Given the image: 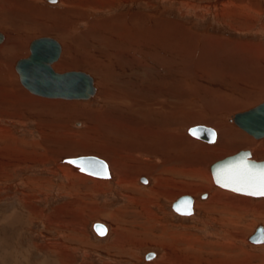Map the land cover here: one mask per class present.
Instances as JSON below:
<instances>
[{
	"label": "rangeland",
	"instance_id": "rangeland-1",
	"mask_svg": "<svg viewBox=\"0 0 264 264\" xmlns=\"http://www.w3.org/2000/svg\"><path fill=\"white\" fill-rule=\"evenodd\" d=\"M173 1L174 0L115 1L114 6H110L108 8L109 10H101L102 12L99 11L96 13L88 11V17H86V20V14H82L84 16L83 18L80 13H76L75 11L73 14V11L67 9L64 5H62V3L61 5L60 3L56 5L54 3L49 4L44 0H39L36 3L26 1L25 4L16 6L15 2H13L14 4L1 2L4 6L3 7L1 5V8L3 9L2 15H9L8 17L11 18V21H7V23H5L3 20H0V33L6 36L7 33H5V28L7 30L10 29L8 33L12 31L17 36L19 35L18 42L21 43L22 48H25V52H20L18 57L17 55H14L13 57L10 56V60L13 59L14 61V67L16 66L17 61L30 57L31 53L29 46L35 39L45 37L53 38L61 43L64 48L66 45L70 46L73 43L71 46L74 56L70 59V62L73 65L70 63V66L68 64V68L66 65L63 69L58 71H61L60 73L85 72L94 78L92 72L96 70V68L101 70H114L115 72L113 71V73L117 74V71L122 70V72H119V75L122 74L121 76H125V79L127 78L130 80H127L126 84L133 85L135 82L137 83L140 81V84L138 83V87L136 85L133 89H130L133 91L137 88L132 93H130L129 88L127 86L126 87L130 96L133 98L135 97L140 101V103H137L136 101L132 102V106L130 107H134L136 109L135 112H140L141 115L135 116L131 109L127 110V107L125 108L127 111H125L121 108V106H117V104L113 105L114 108L112 106L113 109L111 108L112 110L110 114H114L115 117H118L119 115L121 116L118 117L119 119L117 120L122 121L123 127H126V129L123 128V131L127 134L123 133V135L119 136L116 132L114 133L113 131H110L108 133L110 136H115V138L121 137L120 141L123 142H114L115 145L113 144V148L107 147L108 149L106 148L107 150L105 151H103V147H98V145L97 150L99 152H97H103V154L101 153L102 155L88 152L87 147L89 143H87L86 138L80 135V133L86 131L85 121L89 119L86 117L87 109L90 108V110L95 111L102 110V106L97 95L90 100H73L71 102L61 101L66 105H74L72 108H66L62 105H53L49 107L50 105L46 106L40 104V106L36 104V106H32V109L29 110V126L26 129L19 128V126L15 123H0L4 129L8 128L7 130H9V134L13 138L19 141L17 143L18 149L15 150L14 153L12 151L9 153L10 151L8 150V154L5 155L6 157L8 156V161L11 163L9 167H6V171L3 168H0V174L2 173L0 175V264H59L60 261L56 256H48V251L45 247L49 246V244L53 246L55 244V247L57 245V248L62 247L61 249L63 250L65 247V251H67L65 255H63L62 259L66 262L68 260L72 262V264H186V257H188V255L182 253L179 254L177 250H179L180 247H184L186 250L189 244H193L192 246L198 247L199 242H218L219 238L225 234L223 231H227V229L224 230L222 227L220 228L219 225H215L214 227L208 225V222L214 224L211 218L208 215H205L203 211H200L194 205L209 203L211 204L209 205L212 210H214V213L218 210H224L228 216V212H232V218L236 221V223L240 224V226L232 227V231H230L232 237L234 236L232 241L235 245L240 248H244L250 255L264 257V243L252 244L249 242V238L254 234L256 228L260 224L264 225V222L258 221L254 227L249 228L250 223H252L255 219L253 216L254 211L264 212V206H261V204L264 203V197L255 198L242 195L245 198L248 197L247 200L251 205L248 206L246 203L244 204V202H241V200L243 201L242 197L236 193L227 191L231 193L229 194L230 197L228 196V193H225V195L222 194V196L220 193L221 191H218L210 186L212 184L210 183L212 179L210 175V167L216 162L237 154L239 151L250 150L252 156L254 157L252 158L253 160L264 161V147L262 148L259 144L264 142V138L260 140L253 138L234 122L236 114L246 112L264 102V52L260 53L259 50L261 45L264 46V0H234L235 4L239 6L237 8L238 10L236 7H232L233 11L236 12L234 14L235 16L231 17L228 15L226 16L227 18H224L222 14L217 17L218 15L216 14H219L222 10H224L225 6H221L222 4L229 5L231 0ZM187 2H189V6L192 7L187 8V6H184ZM193 3L195 5H193ZM243 6H246V8ZM251 6L255 8V12L253 11L254 13L249 11ZM256 12H259L260 14H256ZM248 14L250 15L248 16ZM117 18H119L118 21ZM127 21H129V24ZM115 26L120 29L117 31V28L114 29ZM121 27L125 28L121 29ZM156 28L160 29L157 31ZM122 30L125 31V34ZM145 30L147 33H145ZM159 30L161 33H159ZM138 32L140 35H137ZM104 33L110 37L114 35L128 36L130 34L135 35L136 37L138 36L137 39H140L138 46H141L139 48L136 47L132 49L129 43V45H127V43L124 45L121 41V43L117 41L111 43L109 42L111 41L110 38H106L105 35H101ZM151 39L154 40V42ZM155 39L159 42H156ZM147 40L150 42H146ZM106 41L111 44L109 45ZM145 42L147 47L144 45ZM156 43L159 48L155 45ZM168 43L171 45V48L169 45L167 46ZM3 44L4 43H2V45ZM185 45L187 47H185ZM113 46L115 47L113 48ZM127 49L130 50L131 53ZM136 49H138L139 52ZM144 51H146V53ZM184 51L186 53H184ZM192 51L197 53L195 54ZM154 53L158 54V58ZM122 54H124V56ZM145 54L146 59L144 58ZM169 57L171 58L169 59ZM96 60L98 61L97 63ZM131 60L134 62H131ZM135 60L139 61L136 63ZM145 61L147 62L146 64L143 63ZM128 62L130 65L127 64ZM107 63H109V65L108 67H105L107 66ZM97 64H100L101 66H98ZM167 65L168 67H166ZM165 67L167 69H165ZM122 68H127L126 72H124V69ZM133 72L135 74H133ZM180 72H183V75L180 74ZM127 73L130 74L128 75ZM137 73L140 76H138L139 78L136 75ZM192 74L195 77L192 76ZM198 74H200L199 78L197 76ZM17 75L19 79L18 83L15 84L16 89L24 93L25 87L22 85L20 80L21 78L18 73ZM117 78H119V76H117ZM125 79L123 80L125 81ZM144 79H146V81ZM165 79L167 80V86L163 83L166 81ZM94 81L97 89L98 87L95 78ZM6 82H8V80ZM110 83V88L115 91L113 93V95H115L114 97H120L117 95L123 91V87L121 86L117 88L115 83L113 84L112 81ZM6 84L7 83H5V81L0 80V89H4L3 86ZM151 87L153 89H151ZM155 87H158V89ZM138 88H140V91ZM161 90H163L167 96L165 97L167 98V102H171L172 104V109L169 108V110H165L163 112L165 114V112L168 111L167 113H170V116H168L167 113L165 115H163V113H154V116L149 114L151 113L149 110H152L153 108L149 107L152 101L156 100L153 101V103H158L161 99H163L164 96H160L161 94H158ZM173 100H176L175 103ZM28 102L29 100L27 103ZM145 104L150 109L146 110V108L143 107ZM10 109L11 108H9V110ZM35 116H38V118L41 117L44 120L43 122H45L44 124L49 123L59 126V129L55 131L49 129V131L53 134L45 136L49 139V142L47 141L45 144H43L42 135L39 134L40 132L36 124L37 122L34 119ZM160 118L167 120L166 124L170 126V128L165 131H170L171 134H176V137L184 135L188 138L187 147H189V151H187L186 155H181L182 157H179L176 149L172 148L173 150H167L176 154L175 158L184 159L185 157L184 163L186 166L189 165L190 174L188 173V176L185 178H175V176H172L174 177L173 180L175 183L178 184L175 189H173L171 185L168 188L169 192H173V198L169 203L162 198L157 201L156 206L154 205L153 207H150L154 214L161 218V223L164 225L166 224L165 226L169 230L166 229L167 231L165 232V230H163L164 227L160 224H155L154 228H150L151 230L145 229L147 225L144 220H138L137 223H139L140 226L138 225L139 227L137 229L132 225L122 226L123 230L125 228L129 229L132 235L130 234L127 238L123 236V241H125L124 246L112 248L114 235L111 225L108 220L103 218V214L98 213L97 211L103 209L101 210L103 213H110L112 210L117 209L118 206L120 207L125 204V200L117 198V191L113 186L115 180L117 179V176H115L116 172L114 166L112 165L113 175L111 180H113L111 182H106L95 180L87 176L84 177L82 174L75 173L72 171L75 167L63 164L62 161L65 158L89 156L93 154V156H98L103 160L110 162L109 156L112 157L114 152L116 151V153H118L117 150L120 149L123 154L117 156L114 155V158L117 161L123 160L122 163H127V160V164L132 165V167L130 166L131 168H128V171L131 174L144 170V167H147L146 169H148L146 164L149 162L146 163L145 159L142 160L143 162L141 160L138 162L132 157H126L127 151L131 147L129 144L131 142L133 144L137 143V135L132 137L133 135H130V133L128 134V132L132 130V132H134V130L138 129L140 127L138 124L143 126L142 129L153 126V129L159 130L161 128L158 127V121H162L159 120ZM145 119L151 121L148 122ZM134 122H136L139 127L135 125ZM173 123H177L175 125L177 127L173 126ZM219 123L220 125L222 124L223 128H225L229 134H225L222 141L219 140L221 133L216 127V124ZM44 124L43 127L45 126ZM197 125H205L215 129L218 134L216 143L210 144L202 139L191 136L188 130ZM171 134H169V138L173 136V134ZM193 140L194 142L192 143ZM155 141L156 144L158 142L159 145L160 143L165 144V142H159V140ZM220 142H223L222 144L224 145L221 144V148L218 150L208 151L207 149L205 151V149H201L203 147H216ZM34 143L36 144L35 147L37 149L36 155H38L36 157L33 152L35 147L33 148L31 146V144ZM39 143L42 144L44 149L38 145ZM124 143L126 144L125 146ZM142 143L144 145H142ZM138 144L141 145V147L138 148L141 151L151 150L152 152H157L159 150V153L167 152L163 149L164 147H162V145H160L161 147L157 146L151 141H138ZM15 147L16 146L12 144V148ZM39 147L41 150L38 151ZM124 148L126 149L124 150ZM20 152L23 153L22 155L24 158L18 157ZM257 152L259 153V156L256 158L255 154ZM198 153H200V155ZM9 154H11V156ZM120 156H122L121 158L123 159H121ZM143 156L145 157L146 155ZM19 159L22 160L20 161ZM17 161H19L20 164H13L17 163ZM134 161L137 163L136 166H134ZM194 167H200V170L198 168L195 169ZM60 169H64L62 174ZM149 172H151V170ZM3 174L7 177L3 178ZM198 174H200V176ZM66 175L70 177H80L81 175L84 179H91L96 182L107 184L111 183L110 185L112 187V191L108 195L96 194L93 190H91L92 184L87 183L83 185V183L86 182L81 183L78 182L79 180L75 179L68 180ZM143 177L148 180L145 174H143L142 178ZM209 177L211 178L207 179ZM179 181H182V183H178ZM139 184L144 185L141 181ZM152 184L153 182L151 185ZM70 188L72 190H70ZM78 188L83 189V193L79 192V190H76V193L75 189ZM219 188L220 187H218V189ZM71 192L74 194H71ZM175 192L179 195L176 196ZM204 193H207L208 195L206 199H202V195ZM186 194L194 197L193 205L196 209L194 208V214L191 216L177 214L172 209L173 203L178 200V198ZM72 195H74V198ZM227 196L230 202L228 201V198H226ZM93 203L96 204L97 207H95ZM91 209L96 211L93 212ZM238 210H240V213ZM236 212L240 215L239 218L236 214L234 215ZM223 216H226V214H223ZM117 220H119V222H117ZM121 220L120 216L119 219L116 217L113 218L114 227H118L119 225L121 226ZM128 221L130 222L131 219L128 218ZM95 222L105 223L110 230L109 234L105 237L97 236L92 229ZM48 226L49 230L47 231L46 227ZM73 231H79L82 234L80 233L81 235L77 237L75 234L73 235ZM163 232L165 233L163 234ZM65 234L67 235L65 236ZM170 234H174L175 236L174 241H172L173 246L171 247L169 246L165 248L161 244L156 245L152 241L155 239V236L161 238L162 236L160 235H164V237L166 236L169 240ZM70 235H73L71 236L73 237L72 239ZM236 235L240 236V239L237 238ZM229 239L231 238H228V240ZM154 241H156V239ZM220 241L222 242L223 240ZM65 244L68 247H66ZM175 246H177V248ZM37 247L39 249H43L39 252L36 249ZM166 250L173 252L171 253V257L166 256ZM151 251L157 253L156 257L151 258V260H146V254ZM49 254L52 255V253ZM233 256H237L235 252L233 253ZM240 258L243 257L240 256ZM49 260L50 262L46 263ZM238 260L241 261V259ZM160 261L163 262L161 263ZM253 263L261 264V260L254 259Z\"/></svg>",
	"mask_w": 264,
	"mask_h": 264
},
{
	"label": "bare ground",
	"instance_id": "bare-ground-1",
	"mask_svg": "<svg viewBox=\"0 0 264 264\" xmlns=\"http://www.w3.org/2000/svg\"><path fill=\"white\" fill-rule=\"evenodd\" d=\"M26 1L27 2H31V3H36V2H38L39 0H1L0 1V14H1V17H0V20L2 21H4L5 23H7V21H11V18L10 17H8L9 15H7V14H3L2 15V13H3V9L1 8V2H8V4L9 3H13V2H15L16 3V6H18V5H23V4H25L26 3ZM45 2H48L49 4L50 3H54V4H59L60 3V5H61V3H62V5H64L67 9H69V10H72L73 12V14H74V11L76 12V13H80L81 15L84 13V14H86V16H85V20L87 19L86 17H88V15H87V13H88V11H91V12H94V13H96V12H99V11H101V10H107L110 6H114V3H115V1H124V0H56V1H51V0H44ZM127 1V0H126ZM175 1V0H174ZM173 1V2H174ZM177 1H180V0H177ZM20 3V4H19ZM14 4V3H13ZM193 5H195L194 3H193ZM3 6V5H2ZM34 6V5H33ZM184 6H187V8H190V7H192V6H189V2H187V3H185L184 4ZM221 6H225L224 7V10H222L219 14H216V15H218L217 17H219L221 14L223 15V17L225 18L226 16H231V17H234L235 15V13L236 12H234L233 11V9H232V7H236V9L239 7V6H237L236 4H235V1L234 0H231L230 2H229V5H226V4H222ZM242 6V5H241ZM4 7V6H3ZM194 7V6H193ZM244 8H246V6H243ZM242 7V8H243ZM249 8V7H248ZM247 8V9H248ZM109 10V9H108ZM196 10V9H195ZM238 10V9H237ZM243 10V9H242ZM246 10V9H245ZM255 10V8H253V6H251L250 8H249V11H251V12H253ZM12 11V10H11ZM248 11V12H249ZM5 12V11H4ZM102 12V11H101ZM106 12V11H105ZM241 12V11H240ZM245 12H247V11H245ZM255 12V11H254ZM253 12V13H254ZM237 13H239V12H237ZM243 13V12H242ZM256 14H260L259 12H256ZM240 15V14H239ZM250 14H248V16H249ZM253 16V15H252ZM8 17V18H7ZM84 16L82 15V18H83ZM137 17V16H136ZM3 18V19H2ZM4 18H6V19H4ZM227 18V17H226ZM241 18V17H240ZM118 19L119 18H117V21H118ZM130 19H131V17H130ZM238 19V18H237ZM79 20V19H78ZM148 20V19H147ZM116 21V22H117ZM133 21H134V19H133ZM115 22V21H114ZM128 22V24H129V21H127ZM239 22V21H238ZM127 24V25H128ZM118 25V24H117ZM161 25H163V24H161ZM65 26V25H64ZM130 26V25H129ZM132 26V25H131ZM120 27V26H119ZM96 28V27H95ZM117 28V31H118V29H120V28H118V27H116L115 26V28L114 29H116ZM125 27H121V29H124ZM130 28V27H129ZM166 28H169V27H166ZM264 28V27H263ZM64 29V28H63ZM157 29V31H158V29H160V28H156ZM7 29L5 28V33H7L6 34V36L4 35V34H2L3 36H4V39H3V41L2 42H0V80H2V81H5V83H7L6 85H4L3 87H4V89L2 88V89H0V123L1 122H10V123H15L17 126H19V128H27L29 125V123H28V118H29V110L30 109H32V106L34 107V106H36V104H38V105H40V104H43V105H46V106H49V107H51V106H53V105H56V106H60V105H62V106H65L66 108H72L74 105H66V104H64V103H62L61 101H66V102H71V101H73V100H68V99H62V98H51V97H45V96H41V95H37V94H35V93H33V92H31L29 89H27L24 85H23V83H22V85L25 87V92L23 93V92H21L20 90H18V89H16V83H18V75H17V73H18V71H17V69H16V66L14 67L13 66V59L12 60H10V56H14V55H17V57L19 56V53L21 52V53H23V52H25V48H22L21 47V43L20 42H18V36L14 33V32H12V31H10L9 33H8V31L10 30V29H8L7 31H6ZM176 30V29H175ZM123 32H124V34H125V31L124 30H122ZM133 31V30H132ZM139 31H140V29H139ZM171 31V30H170ZM4 32V31H3ZM12 32V33H11ZM127 32V31H126ZM122 33V32H121ZM145 33H147L146 32V30H145ZM159 33H161L160 32V30H159ZM114 34H115V31H114ZM113 34V35H114ZM130 34V33H129ZM133 34V33H132ZM100 35V34H99ZM101 35H105V37L106 38H110V40L111 41H109V42H115V41H117V42H119V43H121V42H123L124 43V45H125V43H127V45H131V48L133 49V48H139L140 46H138V43L140 42V39L138 38L137 39V37L135 36V35H128V36H124V35H114V36H107L105 33L104 34H101ZM110 35V34H109ZM112 35V34H111ZM137 35H140L139 34V32L137 33ZM154 35V34H153ZM146 36H147V34H146ZM155 36H159V35H155ZM160 36H161V34H160ZM173 36H174V34H173ZM105 37H104V39H105ZM149 37V36H148ZM151 37V36H150ZM45 38H48V37H45ZM161 38V37H160ZM169 38H171V37H169ZM89 39V38H88ZM103 39V40H104ZM154 39V38H153ZM165 39V38H164ZM167 39V38H166ZM174 39V38H173ZM181 39V38H180ZM108 40V39H107ZM142 40V39H141ZM146 40V39H145ZM152 40V39H151ZM156 40V39H155ZM161 40V39H160ZM121 41V42H120ZM149 40H147L146 42H148ZM153 42H154V40H152ZM151 41V42H152ZM158 40H156V42H157ZM166 41V40H165ZM98 42V41H97ZM106 42H108V41H106ZM108 42V43H109ZM146 42H145V46L147 45L146 44ZM150 42V41H149ZM159 42V41H158ZM161 42V41H160ZM169 42V41H168ZM2 43H4L3 45H2ZM111 43H109V45L111 44ZM129 43V44H128ZM170 43V42H169ZM169 43L167 44V46L169 45ZM73 44V43H72ZM71 44V45H72ZM161 44V43H160ZM173 44V43H172ZM189 44V43H188ZM2 45V46H1ZM31 45V44H30ZM60 45H61V54H60V56H59V58H58V60L56 61V62H54L53 64H52V68L54 69V71L55 72H57V73H59V74H63V73H60L61 71H58V70H61V69H63V67H65L66 65H67V68H68V64H69V66H70V59L71 58H73V56H74V53H73V51H72V46L70 45H66V47L64 48V46L60 43ZM97 45V44H96ZM123 45V44H122ZM149 45V44H148ZM154 45V44H153ZM155 45H157V43L155 44ZM191 45V44H190ZM74 46V45H73ZM193 46V45H192ZM192 46H191V48H192ZM250 46H252V45H250ZM249 46V47H250ZM115 46H113V48H114ZM119 47H120V45H119ZM118 47V48H119ZM126 47V46H125ZM143 47V46H142ZM147 47V46H146ZM157 47H158V45H157ZM169 47L171 48V45H169ZM168 47V48H169ZM185 47H187L186 45H185ZM150 48H151V46H150ZM159 48V47H158ZM188 48H189V46H188ZM246 48H248V47H246ZM252 48V47H251ZM260 48V47H259ZM92 49V48H91ZM116 49V48H115ZM121 49V48H120ZM129 49V48H128ZM127 49V50H128ZM184 49V48H183ZM187 49V48H186ZM185 49V50H186ZM29 50H30V46H29ZM77 50V49H76ZM119 50V49H118ZM122 50H123V48H122ZM138 52H139V50L138 49H136ZM165 50H166V48H165ZM164 50V51H165ZM260 50V53H263L264 52V46H262L261 45V48L259 49ZM129 52H130V50H128ZM127 51V52H128ZM188 51V50H187ZM112 52V51H111ZM117 52V51H116ZM127 52H125V53H127ZM134 52H136V51H134ZM142 52V51H141ZM145 53H146V51H144ZM148 52H150V51H148ZM152 52V51H151ZM153 52H155V51H153ZM166 52V51H165ZM178 52V51H177ZM193 52V51H192ZM30 53H31V50H30ZM108 53V52H107ZM118 53V52H117ZM122 53H124V52H122ZM131 53V52H130ZM156 53V52H155ZM154 53V54H155ZM158 53V52H157ZM172 53V52H171ZM184 53H186L185 51H184ZM193 53H197V52H193ZM205 53V52H204ZM244 53H246V52H244ZM93 54H95V53H93ZM142 54V53H141ZM166 54V53H165ZM177 54V53H176ZM189 54V53H188ZM187 54V55H188ZM96 55V54H95ZM118 55H119V53H118ZM123 56H124V54H122ZM127 55V54H126ZM133 55H136V54H133ZM143 55V54H142ZM155 55H157V58H158V54H155ZM167 55V54H166ZM168 55H170V54H168ZM260 55H262V54H260ZM110 56V55H109ZM120 56V55H119ZM138 56V55H137ZM140 56V55H139ZM111 57V56H110ZM115 57V56H114ZM129 57V56H128ZM131 57V56H130ZM134 57V56H133ZM153 57V56H152ZM29 58V57H28ZM89 59H91L90 57H88ZM92 58H93V56H92ZM117 58V57H116ZM124 58V57H123ZM135 58V57H134ZM140 58V57H139ZM138 58V59H139ZM144 58L146 59V54H145V56H144ZM168 58V57H167ZM171 57H169V59H170ZM179 58H181V57H179ZM183 58V57H182ZM27 59V58H26ZM125 59V58H124ZM136 59V58H135ZM143 59V58H142ZM159 59H161V58H159ZM177 59V58H176ZM175 59V60H176ZM21 60H24V59H21ZM21 60H19V61H21ZM104 60V59H103ZM120 60V59H119ZM140 60V59H139ZM138 60V61H139ZM149 60V59H148ZM148 60H147V62H148ZM156 60V59H155ZM158 60V59H157ZM168 60V59H167ZM187 60V59H186ZM190 60V59H189ZM19 61H17L16 62V65H17V63L19 62ZM73 61V60H72ZM122 61V60H121ZM124 61H126V60H124ZM136 61V60H135ZM138 61H136V63L138 62ZM141 61V60H140ZM153 61V60H152ZM152 61H150V62H152ZM163 61V60H162ZM165 61V60H164ZM170 61V60H169ZM181 61H183V60H181ZM82 62V61H81ZM94 62V61H93ZM98 61L96 60V63H97ZM131 62H134L133 60H131ZM146 61L145 62H143V63H147ZM166 62V61H165ZM80 63V62H79ZM100 63V62H99ZM116 63V62H115ZM142 63V62H141ZM142 63V64H143ZM168 63V62H167ZM185 63V62H184ZM72 64V63H71ZM87 64V63H86ZM103 64V63H102ZM117 64V63H116ZM127 64H129V62L127 63ZM140 64V63H139ZM73 65V64H72ZM98 65V64H97ZM100 65V64H99ZM98 65V66H99ZM108 65H109V63H107V66H105V67H108ZM121 65V64H120ZM123 65V64H122ZM130 65V64H129ZM136 65V64H135ZM75 66H76V64H75ZM74 66V67H75ZM88 66V65H87ZM101 66V65H100ZM137 66V65H136ZM135 66V67H136ZM184 66H185V64H184ZM104 67V68H105ZM131 67V66H130ZM144 67H146V66H144ZM166 67H168V65L166 66ZM165 67V69H167ZM66 68V69H67ZM70 68V67H69ZM113 68V67H112ZM115 68V67H114ZM137 68V67H136ZM139 68V67H138ZM178 68V67H177ZM176 68V69H177ZM94 69V68H93ZM102 69H103V67H102ZM118 69V68H117ZM122 69H124V68H122ZM127 69V68H126ZM126 69H124V72H126ZM164 69V68H163ZM57 70V71H56ZM91 70H92V68H91ZM136 70V69H135ZM262 70V69H261ZM17 71V72H16ZM90 71V70H89ZM93 71V70H92ZM111 71V72H110ZM114 71V70H113ZM113 71L112 70H107V69H103V70H101V69H98V68H96V70H94L92 73H93V75H94V78H95V80H96V84H97V89H96V94L95 95H97L98 97H99V101H100V103H101V106H102V110H97V111H95V110H90V108L89 109H87V116L86 117H88L89 119H87L86 121H85V123H86V131L85 132H83V133H80V135L82 136V137H84V138H86L87 139V143H89L88 144V147H87V149H88V152H90V153H97V154H103V152H100V153H98L99 151L97 150V146L98 147H103L102 149H103V151H105V150H107L108 148L107 147H112L113 148V144H114V142H123V141H120V139H121V137H116L115 138V136H110L108 133L110 132V131H113L114 133L116 132L119 136L120 135H123V133H124V129L123 128H125L126 129V127H123V124H122V121L120 120H117V119H119L118 117H121L120 115L118 116V117H115L114 116V114H110V112H111V110L114 108V106L113 105H116L117 104V106H121V108H123L124 110H125V108L127 107V110L128 109H131V111H132V113H134V115L135 116H137V115H141V113L140 112H135V108L134 107H130V106H132L131 105V103L132 102H134V101H136L137 103H140V101L139 100H137L135 97L133 98V97H131L130 96V93H132L135 89H137V88H135L133 91L132 90H130V89H133L136 85H137V87L139 86L138 85V83L140 82V81H138L137 83L135 82V84H133V85H128V84H126V82H127V80H129V79H125V76H121V75H119V72H122V70H120V71H117L118 72V74L117 73H113ZM138 71V70H137ZM140 71V70H139ZM157 71V70H156ZM178 71V70H177ZM176 71V72H177ZM215 71V70H214ZM91 72V71H90ZM115 72V71H114ZM123 72V73H124ZM128 72V71H127ZM129 72H130V70H129ZM195 72V71H194ZM200 72V71H199ZM139 73V72H138ZM136 74L137 75V77L139 76V74ZM208 73V72H207ZM19 74V73H18ZM128 74V73H127ZM130 74V73H129ZM128 74V75H129ZM133 74H135L134 72H133ZM180 74H182L183 75V72H180ZM179 74V75H180ZM202 74V73H201ZM136 75H133V76H136ZM199 75L200 74H198L197 76H198V78H199ZM242 75V74H241ZM248 75V74H247ZM20 76V75H19ZM117 76H119V78H117ZM143 76V75H142ZM150 76V75H149ZM192 76H194L193 74H192ZM132 77V76H131ZM140 77V76H139ZM138 77V78H139ZM151 77V76H150ZM164 77H166V76H164ZM181 77V76H180ZM195 77V76H194ZM93 78V79H94ZM117 78V79H116ZM141 78H143V77H141ZM182 78H184V77H182ZM205 78V77H204ZM123 79H125V81L123 80ZM156 79V78H155ZM167 79V78H166ZM165 79V80H166ZM201 79H203V78H201ZM207 79V78H206ZM205 79V80H206ZM8 80V82H6ZM21 80V79H20ZM141 80V79H140ZM145 81H146V79H144ZM161 80V79H160ZM169 80V79H168ZM197 80V79H196ZM16 81V82H15ZM113 82V84L115 83L116 85H117V88H119V87H123V91H118V92H120L119 93V95H117V96H120V97H114L115 95H113V93L115 92L112 88H110L111 86H109V84H111L110 82ZM130 81V80H129ZM134 81H136V80H134ZM149 81H151V80H149ZM22 82V81H21ZM131 82H132V79H131ZM152 82V81H151ZM166 82H167V80L165 81V82H163L164 83V85L165 86H167L166 85ZM184 82V81H183ZM199 82V81H198ZM143 83V82H142ZM147 83H148V80H147ZM196 83V82H195ZM123 84V85H122ZM140 84V83H139ZM155 84V83H154ZM179 84V83H178ZM182 84V83H181ZM206 84V83H205ZM145 85V84H144ZM172 85V84H171ZM15 86V87H14ZM18 86V85H17ZM94 86H95V88H96V85H95V81H94ZM129 88V90H130V93H128V89H127V87ZM150 86H151V84H150ZM149 86V87H150ZM153 86V85H152ZM158 86V85H157ZM159 87V86H158ZM158 87H155V88H157L158 89ZM176 87H177V85H176ZM181 87V86H180ZM198 88H201V87H198ZM139 89V91H140V88H138ZM151 89H153L152 87H151ZM178 89H180V88H178ZM177 89V90H178ZM185 89V88H184ZM98 90V91H97ZM148 90V89H147ZM167 90H170V89H167ZM174 90H175V87H174ZM142 91V90H141ZM156 91V90H155ZM158 91V90H157ZM173 91V90H172ZM179 91V90H178ZM117 92V93H118ZM143 92V91H142ZM151 92V91H150ZM179 93V92H178ZM182 93V92H181ZM156 94V93H155ZM158 94H161L160 96H164L163 97V99H161L158 103L157 102H155V103H153V101H156V100H151L152 101V103L149 105V107H153L152 108V110L145 104V105H143V107H145L146 108V110H148V109H150L149 111L151 112V113H149V114H151V115H153L154 116V113H163L165 110H169V108L170 109H172L171 108V102H167V98H165V97H167L166 95H165V93H164V91L163 90H161ZM172 94V93H171ZM175 95V94H174ZM177 95V94H176ZM133 96H136V95H133ZM158 96V95H157ZM160 96H158V97H160ZM181 96V95H180ZM173 97H175V96H173ZM176 98V97H175ZM183 98V97H182ZM181 98V99H182ZM185 98V97H184ZM187 98V97H186ZM154 99V98H153ZM158 99V98H157ZM174 99V98H173ZM29 100V102L27 103V101ZM74 100H78V99H74ZM79 101V100H78ZM127 101V102H126ZM174 101V103H175V101L176 100H173ZM179 102V101H178ZM145 103V102H144ZM157 103V104H156ZM173 103V104H174ZM179 104V103H178ZM142 105V104H141ZM41 106V105H40ZM56 106H54V107H56ZM61 106V107H62ZM112 106H113V108H112ZM176 106H178V105H176ZM154 107H156V108H154ZM173 107H175V106H173ZM9 108H11L10 110H9ZM101 108V107H100ZM112 108V109H111ZM119 108V107H118ZM121 108H119V109H121ZM75 109V108H74ZM116 109V108H115ZM118 109V110H119ZM122 109V110H123ZM174 109V108H173ZM123 110V111H124ZM127 110H125V111H127ZM177 110V109H176ZM116 111V110H115ZM122 112V111H121ZM147 112V111H146ZM168 112V111H167ZM167 112H165V114L167 113ZM171 112H174V111H171ZM113 113V112H112ZM140 113V114H139ZM164 113H163V115H165ZM168 114V113H167ZM170 114V113H169ZM168 114V116H170ZM213 114V113H212ZM32 115V114H31ZM90 115V116H89ZM113 115V116H112ZM146 115H147V113H146ZM177 115H178V113H177ZM33 116V115H32ZM144 116V115H143ZM165 117V116H164ZM216 117V116H215ZM41 118V117H40ZM38 118V116H35L34 117V119H35V121L37 122L36 124H37V127H38V130H39V134H41L42 135V140H43V144H45V142H47L49 139L48 138H46L45 136H47L48 134H53V133H51V131H49V129H52L53 131H55V130H57V129H59L58 127L59 126H57V125H52V124H44L45 122H43L44 120L41 118ZM123 119V118H122ZM147 119V118H146ZM145 119V120H146ZM85 120V119H84ZM159 120H162V121H158L159 122V124H158V127H160L161 129H159V130H156V129H153L152 127H150V128H145V129H142L143 128V126L141 125V124H136V122H134L135 123V125H137L139 128L138 129H136V130H134V132H132V131H130V132H128V134L130 133V135L132 134L133 136L132 137H134V135H137V140H136V142L137 143H130L129 145L131 146L129 149H128V151H127V156L126 157H132L135 161H142L143 159H145L146 160V163L147 162H149V163H147L146 165L148 166V169H149V171L151 170V172H149L148 171V169H146L145 167H144V170H140L139 172H137V173H135V174H131L128 170V168L131 166L132 167V165H128L127 163H128V161L126 160V162L127 163H122V161L123 160H121V161H117L115 158H114V155H121V154H123L121 151H120V149L119 150H117V152L118 153H116V151L114 152V154L112 155V157H110L109 156V161L111 162H108V161H106L107 163H108V165H109V168H110V172H111V177H112V175H113V171H112V165L114 166V168H115V172H116V175L115 176H117V179L115 180V182H114V184H113V186L116 188L115 190L117 191L116 192V196H117V198L119 199V198H121V200H125V204H123V206H118V208L117 209H114V210H112V212H110V213H108V212H105V213H103V211H101V210H103V209H101L100 211H97L98 213H101V214H103L102 216H103V218L104 219H106V220H108L109 221V223H110V225H111V228H112V230H113V235H114V240H113V242H112V248L113 247H121V246H124V243H125V241H123V236L124 237H128V236H130V230L129 229H124L123 230V228H122V226H128V225H132V226H134V227H136V229L140 226L139 225V223H137L138 222V220L140 221V220H144V222H145V224L147 225V227L145 228V229H149V230H151L150 228H154V226H155V224L157 225V224H160L162 227H164L163 228V230H165V232L167 231V230H169L168 228H166V224L164 225V224H162L161 223V218H159L158 216H156L155 214H154V212L151 210V208L150 207H153L154 205L156 206V204H157V201H159L160 199H162V198H164L165 199V201L166 202H170V200L173 198V196H174V194H173V192H169V190H168V188H169V186L171 185V187L173 188V189H175V188H177V183H175V181L173 180L174 179V177H172V176H175V178H181V177H187L188 176V173H189V165L188 166H186V164L184 163V159H185V157H184V159H179V158H175V155L176 154H173V153H171V152H169L168 150H173L172 148H174V149H176V151H177V153L179 154L178 156L180 157L181 155H186V153H187V151H189V147H187V143H188V138L187 137H185L184 135H182V136H178V137H176V134H174V133H172L173 134V136H171L170 138H169V134H171V132L169 131V132H167V131H165V130H168L169 128H170V126L168 125V124H166V122H167V120H165V119H159ZM146 121H148V122H150L151 120H146ZM157 122V123H158ZM139 123V122H138ZM178 123V122H177ZM176 123V124H177ZM43 124L45 125L44 127H43ZM121 124V125H120ZM152 124V123H151ZM171 124V123H170ZM175 123H173V126H175L176 125ZM236 124V123H235ZM15 125V126H16ZM182 125V124H181ZM217 126V128L219 129V132L221 133V137L219 138V140H221L222 141V139H224V135L225 134H228L227 133V131H226V129L225 128H223V126H222V124L220 125V123L219 124H216ZM237 125V124H236ZM57 126V127H56ZM178 126H180V125H178ZM175 127H177V126H175ZM188 127V126H187ZM6 128V127H5ZM166 128V129H165ZM184 128V127H183ZM227 128V127H226ZM8 128H6V129H4L1 125H0V168H3L4 170L6 169V167H9V165L11 164L10 163V161H8V156L6 157L5 155L6 154H8V150L10 151L9 153H11V151L14 153L15 152V150H17L18 149V140L17 139H15V138H13L10 134H9V130H7ZM147 129H149V130H147ZM182 129V128H181ZM185 129V128H184ZM128 131V130H127ZM231 131V130H230ZM126 133V132H125ZM124 133V134H125ZM177 133V132H176ZM236 133H237V131H236ZM127 134V133H126ZM171 134V135H172ZM234 134V133H233ZM79 135V136H80ZM116 135V134H115ZM220 135V134H219ZM229 135V134H228ZM235 135V134H234ZM250 135V134H249ZM231 136V135H230ZM229 136V137H230ZM251 136V135H250ZM253 137V136H252ZM254 138V137H253ZM264 138V137H263ZM263 138H260V139H263ZM114 139H116V140H114ZM163 139V140H162ZM255 139H257V138H255ZM260 139H258V140H260ZM133 140V139H132ZM155 140H159V142H165V144L164 143H160V145H162V147H164L163 149H165L167 152H163V153H159L158 151V153L157 152H152L151 150H148L147 148V150L148 151H141V150H139L138 148L139 147H141V145L140 144H138V141H140V142H142V141H148V142H153V143H155L156 144V141ZM170 140V141H169ZM40 141V140H39ZM169 141V142H168ZM6 142V143H5ZM41 142V141H40ZM49 142V141H48ZM85 142H86V140H85ZM194 142V140L192 141V143ZM197 142V141H196ZM224 142V141H223ZM223 142H220L219 143V145L217 144V146L216 147H203V148H201L202 150H204L205 149V151L208 149V151L210 150V151H212V150H218L219 148H221V144L223 143ZM42 143V142H41ZM127 143V142H126ZM12 144H14L16 147L15 148H12ZM47 144V143H46ZM72 144V143H71ZM133 144V145H132ZM195 144V143H194ZM197 144H198V142H197ZM202 144V143H201ZM261 146H262V148L264 147V142H261V143H259ZM39 146H41V148H43L44 149V147L42 146V144H38ZM115 145V144H114ZM123 145V144H122ZM126 144L124 143V146H125ZM142 145H144L143 143H142ZM154 145V144H153ZM157 146H160L159 144H158V142H157V144H156ZM192 145V144H191ZM199 145V144H198ZM205 145V144H204ZM222 145H224V144H222ZM31 146L34 148L35 146H36V144L34 143V144H31ZM157 146H155V147H157ZM190 146V145H189ZM201 146V145H200ZM120 147V146H119ZM122 147V146H121ZM128 147V146H127ZM126 147V148H127ZM161 147V146H160ZM202 147V146H201ZM41 148L39 147L38 148V151L39 150H41ZM107 148V149H106ZM126 148H124V150L126 149ZM25 149V148H24ZM100 149V148H99ZM122 149V148H121ZM168 149V150H167ZM197 149V148H196ZM116 150V149H115ZM123 150V151H124ZM198 150V149H197ZM257 150V149H256ZM37 149H36V147L34 148V156L36 157V156H38V155H36L37 154ZM98 151V152H97ZM114 151V150H113ZM220 151V150H219ZM108 152H109V150H108ZM146 152V153H145ZM204 152V151H203ZM217 152V151H216ZM254 152V151H253ZM260 152V151H259ZM90 153H88V154H90ZM111 153V152H110ZM23 153L22 152H20V155H18V157H23V155H22ZM87 154V153H86ZM101 154V155H102ZM199 155H200V153H198ZM10 156H11V154H9ZM93 155V154H92ZM126 155V154H125ZM143 155H146L145 157L143 156ZM192 155V154H191ZM25 156V155H24ZM88 156V155H87ZM105 156V155H104ZM189 156V155H188ZM259 156V153L257 152L256 154H255V157L257 158ZM122 156H120V158H121ZM182 157V156H181ZM187 157V156H186ZM200 157V156H199ZM24 158V157H23ZM117 158V157H116ZM152 158V159H151ZM172 158V159H171ZM188 158V157H187ZM186 158V159H187ZM252 158H254L253 156H252ZM121 159H123V158H121ZM2 160V161H1ZM20 161L22 160V159H19ZM24 160V159H23ZM191 160V159H190ZM224 160V159H223ZM133 162V163H135V165L134 166H136V162ZM183 161V162H182ZM188 161V160H187ZM222 161V160H221ZM1 162H3V163H1ZM143 162V161H142ZM145 162V161H144ZM190 162V161H189ZM201 162V161H200ZM182 163V164H181ZM187 163V162H186ZM203 163V162H202ZM217 163V162H216ZM13 164H20V162L19 161H17V163H13ZM130 164V163H129ZM144 164V163H143ZM139 165V164H138ZM137 165V166H138ZM214 165V164H213ZM212 165V166H213ZM202 166V165H201ZM200 166V167H201ZM212 166L210 167V165H209V167H210V175H211V177H212V179H211V182L210 183H212L210 186H212L213 188H215V189H217L218 191H221L220 193H221V195L223 194V195H225V193H228V196L230 197V195L229 194H231L230 192H227V191H231V190H228V189H225V188H222V187H220V186H218L216 183H215V179H214V176H213V173H212ZM130 167V168H131ZM141 167V166H140ZM200 167H197L198 169L200 168ZM195 168V167H194ZM197 168H195V169H197ZM203 168V167H202ZM201 168V169H202ZM207 169V168H206ZM200 170V169H199ZM6 171V170H5ZM73 172H75V173H78V174H82V175H84V177L85 176H87V177H90V178H93V179H95V180H99V181H106V182H111L112 180L110 179V180H101V179H99V178H95V177H92V176H89V175H86V174H83V173H80L79 171H78V169L77 168H75V169H73L72 170ZM131 171V170H130ZM137 171V170H136ZM135 171V172H136ZM60 172H61V174L64 172V169H60ZM59 172V173H60ZM132 172H134V171H132ZM2 174V173H1ZM0 174V175H1ZM143 174H145L146 175V177L148 178V180H147V182L146 183H144V185H140L139 184V182H140V179L142 178V176H143ZM190 174V173H189ZM71 175V174H70ZM73 175V174H72ZM199 176H200V174H198ZM76 176V175H75ZM2 177L3 178H6L7 176L6 175H2ZM84 177H82L81 175H80V177H70V176H67L66 175V178L69 180H72V179H75V180H79L78 182H81V183H83V182H86V183H83V185H85V184H87V183H89V184H92L91 186H92V189L91 190H93L96 194H102V195H108L109 193H111V191H112V187H111V183L110 184H107V183H101V182H96V181H94V180H91V179H84ZM211 177H209V178H207V179H210ZM2 178V179H3ZM183 178V179H184ZM182 179V180H183ZM197 179V178H196ZM48 180V179H47ZM209 181V180H208ZM153 182V184L151 185V183ZM170 182V183H169ZM25 183V182H24ZM178 183H182V181L180 182H178ZM29 184V183H28ZM167 184H169V185H167ZM197 184V183H196ZM87 186V185H86ZM209 186V187H210ZM216 186H218V187H220L219 189H218V187H216ZM74 187V186H73ZM89 187V186H88ZM72 188V187H71ZM70 188V190H72ZM189 188V187H188ZM191 188V187H190ZM210 189H212V188H210ZM224 189V190H223ZM64 190V189H63ZM76 190L78 191L79 190V192H82L83 193V189H75V192H76ZM180 190V189H179ZM214 190V189H213ZM226 190V191H225ZM171 191V190H170ZM188 191V190H187ZM190 191V190H189ZM217 191V192H218ZM86 192V191H85ZM209 192V191H208ZM231 192H234V191H231ZM77 193V192H76ZM176 193V192H175ZM180 193H182V192H180ZM193 193V192H192ZM195 193V192H194ZM234 193H236V192H234ZM71 194H74L73 192H71ZM212 194V193H211ZM210 194V195H211ZM218 194V193H217ZM237 195H239V196H241L242 197V199H243V201L241 200V202H244V204L246 203L248 206H251L250 205V203L248 202V200H247V198L248 197H244V196H242V194H238V193H236ZM90 195V194H89ZM176 196H178L177 195V193L175 194ZM187 195V194H186ZM222 195V196H223ZM227 195V194H226ZM216 196V195H215ZM218 196V195H217ZM228 196L226 197V198H228ZM245 196H248V195H245ZM72 197L74 198V195H72ZM79 197V196H78ZM80 197H81V195H80ZM79 197V198H80ZM220 197V196H219ZM250 197H252V196H250ZM263 198V197H262ZM48 199V198H47ZM82 199V198H81ZM175 199V198H174ZM173 199V200H174ZM220 199H222V198H220ZM209 200V199H208ZM220 201H222V200H220ZM228 201L230 202V200H229V198H228ZM206 202V201H205ZM233 202V201H232ZM127 203V204H126ZM213 203V202H212ZM215 203V202H214ZM94 204V203H93ZM92 204V205H93ZM210 204V203H209ZM209 204H194L195 206H196V208H198L200 211H203L204 213H205V215H208L210 218H211V220L213 221V223L214 224H211L210 222H208V225H211V226H215V225H219L220 226V228L222 227L224 230H226L227 229V231H223V232H225V234L224 235H222V237H220L219 238V241L218 242H214V243H201V242H199V245H198V247H196V246H192V245H190L189 244V246H187V248H186V250H185V248L183 247H180V249L179 250H177V252L179 253V254H187L188 255V257H186V256H184V257H186V264H194V263H201V264H254L253 263V260L254 259H259V260H261V264H264V257H257V256H254V255H250V254H248L247 252H246V250L244 249V248H240V247H238L237 245H235L234 244V242L232 241V239H233V237H232V234L230 233V231H232V227H234V226H240V224H238V223H236V221H234V219L232 218V215L233 214H231L232 212H228V216H227V213L226 212H224V210H218V211H216L215 213L213 212L214 210H212V208H211V204L209 205ZM218 204H219V202H218ZM217 204V205H218ZM220 204H222V203H220ZM83 205V204H82ZM95 205V207H97V205L96 204H94ZM193 205V209L195 208V206ZM264 206V203L263 204H261V206ZM236 206H237V204H236ZM235 206V207H236ZM244 206V205H243ZM256 206V205H255ZM195 208V209H196ZM238 208V207H237ZM244 209V208H243ZM92 210V209H91ZM93 211V210H92ZM96 211V210H95ZM95 211H93V212H95ZM199 211V212H200ZM239 211V213H240V210H238ZM243 211V210H242ZM245 211V210H244ZM256 211V210H255ZM254 211V213H253V216H254V220L252 221V223H250V226H249V228L250 227H254L255 226V224H256V222H258V221H260V222H264V212H262V211H257V212H255ZM96 212V213H97ZM247 212V211H246ZM253 212V211H252ZM245 213V212H244ZM100 214V215H101ZM223 214H226V216H223ZM237 215V217L239 218L240 217V215L236 212V213H234V215ZM248 214V213H247ZM119 216L121 217V226L119 225L118 227H114V225H113V218H118L119 219ZM207 216V217H208ZM231 216V217H230ZM128 218H130L131 219V221L129 222L128 221ZM114 221H116V220H114ZM117 222H119V220H117ZM143 223V222H142ZM141 223V224H142ZM145 224H143V225H145ZM139 225V226H138ZM159 225V226H160ZM150 226V227H149ZM143 227V226H142ZM242 228V227H241ZM246 228V227H245ZM46 229H47V231L49 230V226L48 227H46ZM144 229V228H143ZM167 229V230H166ZM222 229V230H223ZM81 230V229H80ZM69 232H72V231H69ZM109 232H110V230H109V228H108V234H109ZM129 232V233H128ZM133 232V231H132ZM165 232H163V234L165 233ZM222 232V231H221ZM241 232H243V231H241ZM81 232H79V231H73V235L75 234L77 237L78 236H80L81 234H80ZM107 234V235H108ZM67 234H65V236H66ZM73 235H70V237L71 236H73ZM106 235V236H107ZM132 235V234H131ZM166 235H168V234H166ZM63 236V235H62ZM68 236H69V234H68ZM160 236H162L161 238H158V237H154L155 239H156V241H154V240H152L156 245L157 244H161L163 247H171V246H173V243H172V241H174V239H175V236H174V234H170L169 235V240L166 238V236L164 237V235H160ZM173 236H174V238H173ZM213 236V235H212ZM231 236V237H230ZM76 237V238H77ZM236 237L237 238H239L240 236H238V235H236ZM65 238V237H64ZM68 238V237H67ZM73 237H71V239H72ZM80 238V237H79ZM132 238V237H131ZM179 238V237H178ZM228 238H231V239H229L228 240ZM236 239V238H235ZM240 239V238H239ZM66 240V239H65ZM69 240V239H68ZM220 240H223L222 242L220 241ZM224 240H225V242H224ZM80 241L82 242V240L80 239ZM85 241V240H84ZM134 241H136V240H134ZM150 241V240H149ZM182 241V240H181ZM180 242V241H179ZM187 242V241H186ZM195 242V241H194ZM193 242V243H194ZM62 243V242H61ZM84 243V242H83ZM87 243V242H86ZM131 243H133V242H131ZM170 243V244H169ZM177 243V242H176ZM181 243V242H180ZM189 243V242H188ZM63 244V243H62ZM172 244V245H171ZM195 244V243H194ZM58 245H61V244H58ZM64 245V244H63ZM66 245V244H65ZM139 245V244H138ZM138 245H135V246H138ZM174 245H176V244H174ZM58 246L56 245V247H55V244H54V246L53 245H50L49 244V246H46L45 248L47 249V251H48V256H53V257H57V259L60 261L59 262V264H72V262H70V261H68L67 260V262L65 261V260H63L62 258H63V255H65V253H66V251H65V247H64V250L63 249H61V248H57ZM66 247H68L67 245H66ZM176 248H177V246H175ZM44 248V249H45ZM109 248V247H108ZM197 248H199V249H197ZM39 252L41 251V249H43V248H41V249H39L38 247L36 248ZM59 249H61V250H59ZM170 249V248H169ZM171 251H173V250H171ZM237 251V252H236ZM165 252V251H164ZM175 252V251H174ZM236 253V255L237 256H233V253ZM49 253H52V255L51 254H49ZM166 256H169V257H171L172 255H171V253H173V252H170L169 250L167 251L166 250ZM14 255V254H13ZM163 256V255H162ZM240 256L241 257H243V258H240ZM68 258V257H67ZM66 258V259H67ZM62 259V260H61ZM65 259V258H64ZM182 259V258H181ZM184 259V258H183ZM238 259H241V261H239ZM247 259V260H246ZM184 261V260H183ZM246 261V262H245ZM50 262V260L48 261V262H46V263H49ZM58 262V261H57ZM161 263L163 262V261H160ZM171 262V261H170ZM194 262V263H193ZM244 262V263H243ZM11 263V262H10ZM165 263H167V262H165ZM9 264V263H8ZM184 264V263H183Z\"/></svg>",
	"mask_w": 264,
	"mask_h": 264
},
{
	"label": "water",
	"instance_id": "water-1",
	"mask_svg": "<svg viewBox=\"0 0 264 264\" xmlns=\"http://www.w3.org/2000/svg\"><path fill=\"white\" fill-rule=\"evenodd\" d=\"M56 1V0H51ZM4 36L0 33V42ZM30 57L17 63L16 69L20 75L23 85L31 92L51 98H62L68 100H90L96 94L94 79L85 72H66L59 74L54 71L52 64L56 62L61 54V45L53 38H38L30 45ZM234 122L245 132L260 139L264 137V102L246 112L238 113ZM78 125V124H77ZM189 134L214 144L217 141V131L204 125L193 126L188 130ZM63 164L71 165L80 173L110 180L111 172L108 163L98 156H78L65 158ZM215 183L225 189L238 194L262 198L258 191L261 173H264V161L252 159L250 150H242L237 154L227 157L212 166ZM146 183L145 177L140 180ZM207 193L202 196V199ZM194 197L184 195L176 200L172 209L177 214L191 216ZM97 236L105 237L108 227L105 223L95 222L92 227ZM252 244L264 243V225H259L254 234L250 236ZM157 253H149L146 260L156 257Z\"/></svg>",
	"mask_w": 264,
	"mask_h": 264
},
{
	"label": "snow or ice",
	"instance_id": "snow-or-ice-1",
	"mask_svg": "<svg viewBox=\"0 0 264 264\" xmlns=\"http://www.w3.org/2000/svg\"><path fill=\"white\" fill-rule=\"evenodd\" d=\"M258 191L260 195H264V173L260 175Z\"/></svg>",
	"mask_w": 264,
	"mask_h": 264
},
{
	"label": "flooded vegetation",
	"instance_id": "flooded-vegetation-1",
	"mask_svg": "<svg viewBox=\"0 0 264 264\" xmlns=\"http://www.w3.org/2000/svg\"><path fill=\"white\" fill-rule=\"evenodd\" d=\"M151 252H153V251H151Z\"/></svg>",
	"mask_w": 264,
	"mask_h": 264
}]
</instances>
